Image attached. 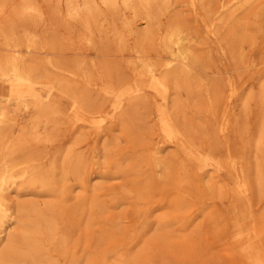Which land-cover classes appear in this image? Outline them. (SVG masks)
<instances>
[{"label": "rangeland", "instance_id": "374dc122", "mask_svg": "<svg viewBox=\"0 0 264 264\" xmlns=\"http://www.w3.org/2000/svg\"><path fill=\"white\" fill-rule=\"evenodd\" d=\"M181 1L172 0L170 8L160 11L152 38L146 41L141 39L146 29L143 8H128L123 0H117L114 8L97 0L96 19L89 27L69 17L66 0H34L37 10L24 16L22 30L32 28L38 35H50L49 42L38 39L40 53L36 57H49L64 67L78 62L89 85L76 78L88 88L94 105L88 108V115L104 120L98 129L76 122L73 113L68 118H58L54 125L41 126L39 138L28 145L45 164L71 146L85 158L84 186L70 181L67 189L68 200L75 202L84 197L85 202L83 220H68L74 229L70 247H75L71 250L81 257V264H114L123 258L121 255L137 256L142 246L168 264H246L232 250L226 224L231 236L241 226L252 240L256 238L258 249L264 252V196L251 189L249 179L256 163L251 145L258 137L260 105L256 99L244 105L247 95L256 94L264 80V0H248L245 7H239L240 0H226L232 2L230 8L235 9L236 17L225 25L208 11L224 0H199L195 6L188 0ZM20 3L21 0L10 2L6 12L0 13V22ZM170 25L186 32V44L198 60L191 66L192 72L200 76L203 85L197 88V99L181 97L182 106L177 112L180 121L192 131L178 133L175 145L166 148L154 118L157 107L169 109L162 95L150 90L146 103L129 108L130 95L120 103L102 99L95 90L104 82L101 75L131 86L137 78L135 66L143 61H167L170 54L164 50L163 39ZM47 46L57 51H49ZM5 53L0 49V55ZM12 89L17 93L13 86ZM34 89L43 99L57 100L68 114L74 110L72 99L50 85L42 83ZM232 89L237 90L235 94ZM8 91L1 82L0 93ZM120 104H124L126 112L123 117ZM16 108L9 107L13 122L8 128L13 139L18 123H26L27 117L23 108ZM106 143L111 148L108 158L104 156ZM227 154L243 158L236 164H225ZM138 158L144 159L148 164L144 169L156 180L145 196L138 195L133 183L135 175L128 169ZM155 160L166 167H152L149 163ZM261 163L264 167V146ZM21 199L46 196L26 194ZM92 199L96 206H92ZM176 199L182 201V213L170 208ZM164 216L166 227L160 228L158 222ZM60 264L67 262L61 258Z\"/></svg>", "mask_w": 264, "mask_h": 264}, {"label": "bare ground", "instance_id": "6f19581e", "mask_svg": "<svg viewBox=\"0 0 264 264\" xmlns=\"http://www.w3.org/2000/svg\"><path fill=\"white\" fill-rule=\"evenodd\" d=\"M123 1L128 8L134 10L143 8L146 27L141 34L143 41L152 38L153 27L157 24L160 11L170 8L172 4V0ZM198 1L188 0L193 6ZM225 1L215 9L211 7L208 10L216 14L218 21L224 23L223 25L236 17L235 9L230 8L232 2ZM10 2L13 0H0V13L6 12V7L10 5ZM249 2L240 0L238 4L239 7H245ZM102 3L108 8H114L117 0H102ZM66 4L69 17H75L86 27H89L96 19L95 14L99 8L97 0H82L81 2L80 0H66ZM36 10L34 0H21L20 6L15 7L0 22V45L2 46L0 49L6 52L0 55V83L2 82L9 90L7 93H0V264H60L61 258L67 264H81V257H77L72 252L76 250L75 247H70L69 238L74 233V229L68 220L71 218L77 222L83 220L86 212L85 202L84 197L77 198L75 202L68 200L67 189L70 181H74L78 187L84 186L85 158L82 153H75L71 146L63 153L53 155L49 164H45L41 162L43 158L40 155L29 150L28 145L30 140L39 138L41 126L54 125L58 118H68L73 113L75 115L71 116L75 117L76 122L90 127L95 126L98 129L102 128L104 120H94L91 115H88L90 113L88 108H93L94 105L91 104V97L87 94L88 88L82 86L80 80L76 78L84 79L86 75L78 62L75 61L64 67L62 63L49 57L46 59L36 57L37 53H40L37 51L38 39L42 38L49 42L50 35L46 33L38 35L35 29L25 27L22 30L21 28L25 23V14ZM160 24L158 22V25ZM184 32L180 27L170 25L163 39L164 50L170 54L167 61L161 64L143 61L140 66H135L133 72L137 78L131 86L126 83L125 85L115 83L108 79L107 75H101L104 82L100 88L95 90L102 99H113L120 103L123 102L124 96L130 95L127 98L129 108L146 103L150 90L162 95L168 102L169 109L157 107L154 118L165 138L164 141H160L165 144L166 148L175 145L174 138L178 133L186 134L192 131L180 121L177 112L182 106L181 97L186 95L192 100L197 99V88L203 85L200 76L192 72L191 66L197 64L198 60L193 50L187 46L186 32ZM47 48L52 52L57 51L51 46ZM84 80L85 84L89 85V82ZM42 83L50 85L52 90L68 95L72 99L74 110L68 114L57 100L43 99L38 95L34 87ZM12 86L17 93L12 92ZM90 91L93 90L90 89ZM236 91L232 89L233 94ZM254 99L260 105V123L258 137L251 145L255 150L256 163L255 167L253 166L254 174L249 179L253 187L251 189H254L260 196H264V167L261 163L264 146V80L256 94L250 92L247 95L244 105H248L249 101ZM123 105L120 104L119 108L122 117L126 115ZM11 106H16L18 109L23 108L27 116L24 119L26 123L22 121L18 123L19 128L15 139L12 138V131L8 128L13 122L9 114ZM110 149L108 143L104 144L106 158L110 156ZM242 158L243 155L227 154L223 161L225 164H236ZM218 161L221 160L218 159ZM251 161L253 163V160ZM149 164L152 167H166L160 160ZM146 165L148 164L144 159L138 158L128 168L135 175L133 183L139 196L149 194L156 181L144 169ZM197 169L203 170L200 167ZM165 175H168L166 170ZM26 194L46 196V199L22 200L21 196ZM91 203L92 206L97 205L93 199ZM170 208L177 213H182L184 209L179 199L172 200ZM166 220L167 216L160 218L158 222L160 228L166 227ZM226 225V236L230 235V246L235 254L246 264H264V252L258 249L259 242L255 240L256 238L252 240L241 226L238 227L236 235L231 236L229 226ZM261 242L264 243V235ZM121 256L123 258L114 264H168L163 259L152 255L145 246L140 248L137 256Z\"/></svg>", "mask_w": 264, "mask_h": 264}]
</instances>
